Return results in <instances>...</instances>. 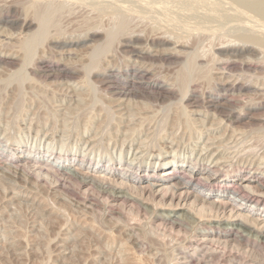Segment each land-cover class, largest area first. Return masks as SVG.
Segmentation results:
<instances>
[{"label":"rangeland","instance_id":"1","mask_svg":"<svg viewBox=\"0 0 264 264\" xmlns=\"http://www.w3.org/2000/svg\"><path fill=\"white\" fill-rule=\"evenodd\" d=\"M0 61V264H264V230L236 213L244 195L264 210V0H0ZM173 164L176 191L154 192ZM207 189L224 195L201 217Z\"/></svg>","mask_w":264,"mask_h":264},{"label":"bare ground","instance_id":"2","mask_svg":"<svg viewBox=\"0 0 264 264\" xmlns=\"http://www.w3.org/2000/svg\"><path fill=\"white\" fill-rule=\"evenodd\" d=\"M91 1V0H90ZM94 1V0H93ZM96 1V0H95ZM98 1V0H97ZM82 2V1H81ZM70 3V2H69ZM160 3V2H159ZM12 20V19H11ZM1 21H7V20H2L1 19ZM9 22V21H8ZM17 22V21H16ZM25 22H27V21H25ZM25 22H24V25L26 26V27H31V26H33V22L34 21H31V22H27L26 24H25ZM6 23V22H5ZM4 23V24H5ZM12 23V22H11ZM20 24V23H19ZM37 24V23H36ZM40 24V23H39ZM5 25H9V24H5ZM14 25V24H13ZM22 26V25H21ZM37 26V25H36ZM10 27V26H9ZM12 27V26H11ZM17 27V26H16ZM18 27H20V26H18ZM25 27V28H26ZM23 28V27H22ZM29 28H28V30H29ZM34 28V27H33ZM40 28V30H38L37 32H36V35H37V33L38 32H40L39 34H43L42 33V28L43 27H39ZM13 29H14V27H13ZM31 29V28H30ZM99 29V28H98ZM26 31H27V29H26ZM30 31V30H29ZM96 32V31H95ZM94 32V33H95ZM97 33V32H96ZM30 34L32 35V32L30 31ZM34 34H35V31H34ZM44 35V34H43ZM42 35V36H43ZM36 37V36H35ZM107 37H108V35H107ZM32 38V37H31ZM43 38V37H42ZM57 39V38H56ZM80 39V38H79ZM33 40V39H32ZM27 41V40H26ZM29 41V40H28ZM74 41V40H73ZM77 41V40H76ZM111 41V40H110ZM108 42H109V39H108ZM110 43V42H109ZM7 44V43H6ZM9 46V45H8ZM245 49V48H244ZM133 50V49H132ZM185 50V49H184ZM251 51V50H250ZM133 53V52H132ZM23 55V54H22ZM141 56V55H140ZM6 57V56H5ZM10 59V58H9ZM1 60H2V58H1ZM14 60V59H13ZM1 62V61H0ZM16 62V61H15ZM4 63H6L5 61H4ZM12 63V62H11ZM10 63V64H11ZM25 64H27L26 62H24ZM12 64H14V63H12ZM1 66V65H0ZM20 68V67H19ZM18 68V69H19ZM56 68V67H55ZM21 69V68H20ZM138 71V70H137ZM16 72H18L19 73V70L18 71H16ZM63 72V71H62ZM58 73V72H57ZM152 73V72H151ZM45 74V73H44ZM57 75V74H56ZM59 75H61L60 73H59ZM141 75H143V77L145 76L144 74H141ZM140 75V76H141ZM56 77V76H55ZM149 78V77H148ZM144 79V78H143ZM104 80H107V79H104ZM135 80H137V79H135ZM141 80H142V78H141ZM141 80H140V82H141ZM107 81H110V80H107ZM115 81V80H114ZM133 81V80H132ZM143 81V80H142ZM110 83V82H109ZM113 83V82H112ZM130 83V82H129ZM235 83V82H234ZM111 84V83H110ZM125 84H127V83H125ZM124 84V85H125ZM132 84V83H131ZM151 85L152 83H147V82H143L142 84H139V85H143V86H145V85ZM99 85V84H98ZM112 85V84H111ZM114 85V84H113ZM117 84H115L114 85V88H115V86H116ZM133 86H136V84H135V82H133V84H132ZM110 86V85H109ZM121 86H123V85H121ZM128 86V85H127ZM132 86V87H133ZM142 86V87H143ZM156 86H161V85H156ZM188 86V85H187ZM187 86L185 85V87L187 88ZM231 86V85H230ZM241 86V85H240ZM242 86H244V85H242ZM44 87V86H43ZM169 87V86H168ZM113 88V89H114ZM123 88H124V86H123ZM130 88V87H129ZM128 88V89H129ZM183 88H184V86H183ZM181 89L180 88V90H184V92L182 93V95L183 94H187L188 93V90L186 89V88H184V89ZM243 88V87H242ZM134 89V88H133ZM173 89V88H172ZM172 89H171V91H172ZM228 89V88H227ZM240 89V88H239ZM245 89V88H244ZM121 90V89H120ZM127 90V89H126ZM124 91V92H126V93H128L127 91ZM166 92H169V88L168 89H164ZM178 90V89H177ZM187 90V91H186ZM242 90V89H241ZM141 91V90H140ZM144 91V90H143ZM157 91H158V89H157ZM162 91V90H161ZM160 91V92H161ZM111 92V91H110ZM121 92H123V91H121ZM121 92H120V95H121ZM135 92V90L133 91V93ZM142 92V91H141ZM152 92H153V90H152ZM159 92V93H160ZM115 93V92H114ZM129 93H130V91H129ZM129 93H128V95H129ZM155 93V92H154ZM162 93H164V92H162ZM230 93V92H229ZM116 94V93H115ZM125 94V93H124ZM139 94V93H138ZM157 94V93H156ZM161 94V93H160ZM175 94V93H174ZM178 94V93H177ZM184 95V96H187V95ZM134 95H135V93H134ZM145 95H146V93H145ZM166 96H168L167 94H165ZM171 95V94H170ZM194 95V94H193ZM125 96H127V95H125ZM131 96V95H130ZM133 96V95H132ZM138 96V95H137ZM141 96V95H140ZM156 96V95H155ZM166 96H164L165 98H167ZM184 96H182L183 98H185ZM195 96V95H194ZM197 96V95H196ZM115 97V96H114ZM134 97H136V96H134ZM176 97V96H175ZM188 97V96H187ZM191 97V96H190ZM213 97V96H212ZM211 97V98H212ZM220 97V96H219ZM120 98H122V97H120ZM169 98H170V96H169ZM179 98H181V96L179 97ZM200 98V96H198V100H200L199 99ZM205 98V97H204ZM236 98V97H235ZM144 99V98H143ZM170 99H172V98H170ZM186 99V98H185ZM209 99V98H208ZM214 99V98H213ZM163 100V99H162ZM180 100V99H179ZM178 100V101H179ZM220 98H215V100H214V102H220ZM0 101H1V99H0ZM145 101V100H144ZM172 101V100H171ZM181 102H184V101H182V99L180 100ZM196 101H197V98H196ZM206 101V100H205ZM210 101V100H209ZM225 101V100H224ZM173 102V101H172ZM189 102V101H188ZM192 102L194 103L195 101H193L192 100ZM191 102V103H192ZM201 103H202V101H200ZM203 102H204V99H203ZM171 103V102H170ZM174 103V102H173ZM172 103V104H173ZM180 103V102H179ZM185 104H188V103H185ZM190 104V103H189ZM196 104V102L194 103V105ZM197 104H199L200 105V103H197ZM209 104H210V102H209ZM208 104V105H209ZM214 103H212V105H213ZM219 104V103H218ZM223 104V103H222ZM215 105V104H214ZM183 106V105H182ZM189 106V105H188ZM217 106V105H216ZM184 107H185V105H184ZM186 107H187V105H186ZM218 107V106H217ZM207 108V107H206ZM215 109V108H214ZM217 109V108H216ZM234 109V108H233ZM108 110V109H107ZM239 110H241V109H239ZM243 110V109H242ZM230 110H228V112H229ZM214 113H215V111H214ZM223 113V112H222ZM221 113V114H222ZM243 113V112H242ZM232 116V115H231ZM238 117V116H237ZM240 117V116H239ZM238 120V119H237ZM229 121V120H228ZM144 130V129H143ZM238 136V135H237ZM88 142V141H87ZM142 145V144H141ZM16 146H19L17 149H15V147ZM6 147H8L9 148V146L7 145V144H1L0 145V152H3V151H5V150H7L6 149ZM15 147H12V148H10V149H14L15 151L16 150H21V146L19 145V143L18 144H16L15 145ZM13 150V152H15ZM66 151V149H63L62 150V153H63V155L62 156H58V158H57V160L55 159V158H53L52 159V162L53 163H55L56 164V168H54L53 167V171H54V169H56V170H58V172H59V170H63L64 168H66V167H68V166H70V164L74 161V159H73V157H72V155H70V154H68L67 155V152H65ZM240 153V152H239ZM238 155V154H237ZM48 157L47 158H50V156H52V154H48L47 155ZM29 158H31V160H33V159H35V160H37V158H38V161H40L39 160V157H37L36 156V153L34 154V157H31L30 155L28 156H26L25 157V159L26 160H28ZM236 158V157H235ZM40 159H43V157L41 156V158ZM110 159H112L111 157H110ZM30 160V161H31ZM44 160V159H43ZM47 160H49V159H47ZM29 161V160H28ZM34 161V160H33ZM108 162V161H107ZM34 163V162H33ZM52 163V164H53ZM95 164H92V165H90V164H88V163H85V164H83L84 165V169H86V171L85 172H87L86 174L87 175H89V173L91 172L92 174V176L91 177H94V178H97V177H100L101 179H108V180H113V181H116L117 179H114V177L116 178L117 176H118V174H120V172L118 171V168H114V167H112V164L108 167V169H107V172H106V175H102V173H100V175H97V172H98V170L99 169H96V168H99V165H98V163H97V161H95L94 162ZM166 163H167V161H164V160H161V161H158V162H156L155 164H154V166H153V168H152V171H155V170H157V168L158 169H160V168H162V167H164L165 165H166ZM193 164V163H192ZM36 166H38L37 164H36ZM77 166V167H76ZM80 165L77 163L76 165H75V170H77L78 171V173H79V170L81 171V167H79ZM104 166V165H103ZM39 167V166H38ZM44 167V166H43ZM43 167H41V168H43ZM176 167H177V165L176 164H173L172 165V167H170V168H168V169H165V170H163L162 171V173H161V175L163 174V176H161L160 178H158L157 179V182H152V184L151 185H153V186H155L156 188H154V192H156V193H159V192H162V193H169V190H170V192H171V188L175 185V182H174V179H175V177H174V175H175V170H176ZM41 168H39L40 170H41ZM71 169V168H70ZM104 169V168H103ZM194 169H196L195 167H193V166H191V167H188V168H186V170H188L189 171V175H190V177H193L194 175H196V172H193V170ZM214 169V168H213ZM119 170H120V168H119ZM215 170V169H214ZM259 170V169H258ZM38 171V170H37ZM44 171V170H43ZM74 171V170H73ZM76 171V172H77ZM104 171V170H103ZM185 171V170H184ZM216 171V170H215ZM56 171H54V173H55ZM63 172V171H62ZM68 172V171H67ZM143 172H146V170L145 171H143ZM187 172V171H186ZM186 172H185V174L184 175H186ZM57 173V172H56ZM55 173V174H56ZM69 173V172H68ZM52 174H53V172H52ZM58 174V173H57ZM86 174L84 175V176H86ZM141 176L139 177V178H137V177H135V176H130V177H126L125 179H126V183L128 182V187H130V190L132 189L133 190V188H135L136 190L137 189H139V190H144V188L147 186V185H149L150 186V184H147L146 185V183H149L150 181L147 179V176L143 173V175H142V173L140 174ZM211 175V174H210ZM210 175H200L199 177H200V181H202V180H208V179H212V178H210ZM67 176V175H66ZM113 176V177H112ZM233 174H229L228 175V177L230 178V180L232 181L233 180ZM48 177V176H47ZM61 177V176H60ZM82 177V176H81ZM89 177V176H88ZM46 178V177H45ZM62 178V177H61ZM184 178V177H183ZM36 179V178H35ZM57 179V178H56ZM69 179V178H68ZM86 179V178H85ZM88 179V178H87ZM187 179V178H186ZM246 179H248V180H244L243 182H242V184L240 185V186H242V189H246L247 188V191L250 189V191H251V189H252V187H251V183H253L254 182V179L253 178H251V177H249V178H246ZM52 180V179H51ZM80 180V179H79ZM100 180V179H99ZM107 180V181H108ZM119 180V179H118ZM199 180V179H198ZM197 180V181H198ZM122 181V180H121ZM58 182V181H57ZM91 182H93V181H91ZM104 182V181H103ZM182 182V181H181ZM110 183V182H109ZM258 183V182H257ZM260 183V182H259ZM75 184V183H74ZM118 184V183H117ZM123 184H125L124 183V181H122L121 182V186L123 185ZM187 184V183H186ZM66 185V184H65ZM79 185H81V184H79ZM137 185V186H136ZM184 185V184H183ZM101 186V185H100ZM121 186H119V191L117 192V194L116 195H114V201H118V200H120V198L121 197H123L124 195L123 194H125L126 192H125V189H123ZM177 186V185H176ZM206 186V185H205ZM239 186V185H238ZM126 187V186H125ZM124 187V188H125ZM254 187H256V186H254ZM77 188H78V186H77ZM176 188V187H175ZM182 189H184L186 192H187V189L188 188H191V184L189 183V184H187V185H185V186H183V187H181ZM180 188V189H181ZM113 189V188H112ZM155 189H157L156 191H155ZM173 189H174V187H173ZM173 189H172V191H173ZM241 189V188H240ZM63 190V189H62ZM135 190V191H136ZM175 191H176V189H174ZM190 190V189H189ZM239 190V189H238ZM112 191V190H111ZM174 191V192H175ZM181 191V190H180ZM235 191V190H234ZM253 191V190H252ZM254 191H256V190H254ZM260 191V190H259ZM141 192V191H140ZM174 192H172V193H174ZM179 192V191H178ZM176 193V192H175ZM183 191H182V193H180L179 194V197H182V195H183ZM188 193V192H187ZM220 193V192H219ZM246 193V192H245ZM254 193V192H253ZM263 193V192H262ZM67 194V193H66ZM150 194V193H149ZM129 195V194H128ZM152 195V194H151ZM176 195V194H175ZM214 192L213 191H211V190H209V189H207L206 190V192L205 193H203L202 195H196V200L197 201H199V202H201L202 203V205L201 206H198L197 205V207L195 206V207H193L191 210H194V212H195V210H196V214H198L199 216H206V214H208L207 212H208V210H209V200H211L212 198H214V197H216L215 199H217L218 200V202H221V201H219L220 199L219 198H217V197H219V196H221V195H224V192H222L221 194H216V195H214ZM258 195V194H257ZM263 195H264V193H263ZM152 196H156V195H152ZM186 196V195H185ZM244 196H247V195H244ZM244 196L241 198V200H240V203H239V205H238V209H236L237 211H236V213H237V219L239 220V219H241L242 221L241 222H237V224L238 223H240L241 224V226H248V228H250V226L251 227H260V228H262L263 230H264V215H262L263 213L262 212H264V210H262V208L261 207H257L253 212H252V214H250L249 213V211H245L244 210V205H243V203H241L245 198H244ZM125 197H126V195H125ZM147 197V196H146ZM165 197V196H164ZM173 198V201H174V199H175V197H174V195L172 196ZM249 197V196H248ZM149 198V197H148ZM151 198V197H150ZM166 198V197H165ZM164 198V199H165ZM186 198V197H185ZM247 198V197H246ZM252 198V197H251ZM133 199V198H132ZM137 199V198H136ZM143 199V198H142ZM147 199V198H146ZM169 199V198H168ZM258 199V198H257ZM123 200H125L124 198H123ZM153 200V199H152ZM160 200V199H159ZM186 200V199H185ZM194 200V199H193ZM158 201V200H157ZM161 201H163V200H161ZM192 201V200H191ZM197 201H196V203H197ZM214 201V200H213ZM85 202V201H84ZM149 202V201H148ZM184 202V201H183ZM195 202V201H194ZM193 202V203H194ZM208 202V203H207ZM211 202V204H212V201H210ZM217 202V203H218ZM260 202H262V200L259 198L258 200H257V204H258V206L260 205ZM122 203V202H121ZM125 203V202H124ZM161 203V202H160ZM171 203H172V200H171ZM174 203V202H173ZM178 203H180V202H178ZM178 203H176L177 204V206H178ZM130 204H133L134 205V203H130ZM137 204V203H136ZM139 204V203H138ZM169 204H170V202H169ZM182 204V203H181ZM207 204V205H206ZM214 204H215V202H213V206H214ZM219 204V203H218ZM225 204V203H224ZM121 205V204H120ZM162 205V204H161ZM172 205H174V204H170V206H172ZM200 205V204H199ZM115 206V205H114ZM122 206V205H121ZM170 206H168V207H170ZM182 206V205H181ZM162 207H164L163 205H162ZM167 207V208H168ZM173 207V206H172ZM235 207V206H234ZM175 208V207H174ZM173 208V209H174ZM211 209H212V207H210ZM133 209V208H132ZM190 209V208H189ZM210 209V210H211ZM218 209H219V207H218ZM217 209V210H218ZM176 210V209H175ZM187 211V210H186ZM132 212V211H131ZM150 212V211H149ZM159 212V211H158ZM188 212V211H187ZM136 213V212H135ZM184 214H185V212H184ZM183 214V215H184ZM136 215V214H135ZM139 215V214H138ZM179 215V214H178ZM152 216H153V212H152ZM192 216V215H191ZM184 217V216H183ZM195 217V216H194ZM151 218V217H150ZM197 218V217H196ZM211 218L212 217H210V220H211ZM236 218V217H235ZM182 219V218H181ZM195 219V218H194ZM215 219V218H214ZM213 218H212V220H214ZM217 219V218H216ZM227 219H228V216H227ZM232 219V218H231ZM178 220H179V216H178ZM200 220V219H199ZM198 219H197V221H199ZM218 220V219H217ZM221 220V219H220ZM223 220V219H222ZM174 221V220H173ZM196 221V220H195ZM154 222V224H155V221H153ZM152 222V223H153ZM170 222H172V221H170ZM223 222V221H222ZM221 222V223H222ZM225 223L227 222V221H224ZM156 223H158V225H157V227L158 226H160V221L159 222H156ZM161 223H162V221H161ZM191 223V222H190ZM149 224V223H148ZM193 224H194V222H193ZM232 224H233V222H232ZM235 224V223H234ZM187 225H188V223H187ZM261 225V226H260ZM125 226V225H124ZM151 226V225H150ZM189 226V225H188ZM194 226V225H193ZM222 227V226H221ZM155 229H156V227H154ZM187 228V227H186ZM228 228V227H227ZM217 229H218V227H217ZM225 229V228H224ZM151 230V229H150ZM191 230V229H190ZM259 230V229H258ZM178 231V230H177ZM261 231V230H260ZM152 232V231H151ZM263 232V231H262ZM261 232V233H262ZM207 233H210V234H212L211 232H207ZM180 235H181V233H180ZM240 235V234H239ZM261 235V234H260ZM208 236V235H207ZM221 236V235H220ZM236 236V235H235ZM218 237V236H217ZM182 238H185V237H182ZM208 238V237H207ZM194 239H197V238H194ZM203 239V238H202ZM212 239V240H211ZM210 240L213 242L214 240H213V238H211ZM249 239V238H248ZM181 240V239H180ZM203 240H205V238L203 239ZM136 241V240H135ZM221 241V240H220ZM247 241V240H246ZM134 242V241H133ZM137 242V241H136ZM206 242V241H205ZM215 244H217V243H215ZM214 244V245H215ZM235 244V243H234ZM176 245V244H175ZM254 245V244H253ZM185 246V245H184ZM229 246V245H228ZM234 246V245H233ZM263 246V245H262ZM210 247V246H209ZM233 248V247H232ZM207 249V248H206ZM132 250V249H131ZM212 250V249H211ZM207 251V250H206ZM213 251V250H212ZM231 251H233V250H231ZM235 251V250H234ZM252 251V250H251ZM181 252V251H180ZM223 252H225V251H223ZM248 251H245V253H247ZM255 252V251H254ZM176 253V252H175ZM182 253V252H181ZM201 253V252H200ZM189 254V253H188ZM204 254V253H203ZM202 254V255H203ZM224 254V253H223ZM222 254V255H223ZM220 255V254H219ZM244 255V254H243ZM173 256V255H172ZM171 256V257H172ZM200 256V255H199ZM198 257V256H197ZM222 257V256H221ZM202 258V256L200 257V259ZM210 259V258H209ZM243 259V258H242ZM255 259V258H254ZM253 259V260H254ZM206 260V259H205ZM217 260H219V259H217ZM220 261V260H219ZM218 263V262H217ZM243 263V262H242ZM226 264H229V263H226ZM252 264V263H251ZM254 264H262L261 262H260V260H255V263Z\"/></svg>","mask_w":264,"mask_h":264}]
</instances>
